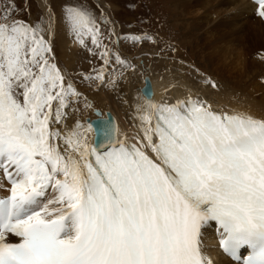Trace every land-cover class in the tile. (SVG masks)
I'll use <instances>...</instances> for the list:
<instances>
[{
	"label": "snow or ice",
	"instance_id": "1",
	"mask_svg": "<svg viewBox=\"0 0 264 264\" xmlns=\"http://www.w3.org/2000/svg\"><path fill=\"white\" fill-rule=\"evenodd\" d=\"M44 7L24 19L19 0H0V264H213V223L238 264H264V117L203 94L156 99L146 77L144 99L129 101L131 133L99 110L84 123L93 105L57 62L56 30L95 58L77 75L97 90L137 72L122 42L159 38L117 34L106 0Z\"/></svg>",
	"mask_w": 264,
	"mask_h": 264
},
{
	"label": "rangeland",
	"instance_id": "2",
	"mask_svg": "<svg viewBox=\"0 0 264 264\" xmlns=\"http://www.w3.org/2000/svg\"><path fill=\"white\" fill-rule=\"evenodd\" d=\"M48 2L51 8L58 12L65 0H48ZM84 2L94 3V0H84ZM19 3L22 9L21 18H29L28 13L23 11L25 7L29 9L32 18L44 13L41 5L38 7V0H19ZM106 4L105 11L115 22L117 34H140L149 31L159 38L156 44L131 45L122 42L118 46L127 59L133 61L138 68H141L137 65L140 60L145 61L148 67L154 66L153 69L158 71L164 67L166 60L170 59L173 64L174 62L180 64L179 61H182L205 77L218 80L219 83L223 82L222 84L227 81L229 83L228 76L238 80L251 79L259 89L257 94L264 98V77L260 75L264 70V25L263 31L259 28L255 30L245 18L241 20L242 26L236 23L230 25L231 23H227L225 19L228 20L234 12L220 15L213 9V3L207 5L199 3L190 7L191 4L185 5L178 0H106ZM220 22L228 25L221 26ZM105 31L107 32V28ZM192 32H200L202 35L194 45L186 38ZM52 42L59 66L75 77L80 90L89 98L88 103L93 102L94 107H101L102 101L95 96L102 88L97 90L95 84L82 82L77 75L88 73L96 64L95 58L62 27L56 30ZM225 43L232 44L234 52L226 53ZM162 48L166 51L161 55ZM208 56H214L211 63L208 61ZM89 61L92 63L90 64ZM123 83L118 86L121 87ZM118 86L110 88L118 90ZM238 93L237 90L233 94L238 96ZM91 109L82 110L81 113H85V117H88Z\"/></svg>",
	"mask_w": 264,
	"mask_h": 264
},
{
	"label": "bare ground",
	"instance_id": "3",
	"mask_svg": "<svg viewBox=\"0 0 264 264\" xmlns=\"http://www.w3.org/2000/svg\"><path fill=\"white\" fill-rule=\"evenodd\" d=\"M178 1L184 2L185 5L191 4L190 7L196 6L199 3H204L205 5L213 3L214 6V7L212 6L213 9L218 11L220 15H223L226 12H234L233 13L234 15L231 16L228 20L225 19L227 23H231L230 25L236 23V25L242 26L243 22L241 20L245 18L246 22L250 24V26L254 27L255 30L256 28H259L260 31H263L264 21H262L258 17L257 5L253 3L251 0H178ZM45 4L48 5V7H51L48 0H44V3L41 4V7L43 8L44 12H45V7H44ZM227 23L220 22L219 24L221 26L223 25L227 26L228 25ZM200 36H202L200 32H192L190 33V36L186 38H188L187 40L188 42L194 45L195 42L197 43L199 39H201ZM226 49H227L226 53L228 54L234 52L233 45L230 43L226 44ZM222 55L226 56L225 54ZM213 59L214 56H208V61L210 63L212 62ZM137 65L141 66V68H138L136 66L138 69L137 72L129 76L128 79L125 80L123 85H121V87L118 86V90H113V89L111 90L110 87H109L110 89L102 88L101 92L97 96H95L102 101V104H100L101 107H96V108L100 109L104 113V115H106L107 111H110L112 115H114L122 132L131 133L132 131L129 125V118L131 114L129 101L134 96H139L141 100L144 99L141 89H143L142 87H144V80L146 77H150L152 80L156 99H162L164 97L182 98L188 94H193V95L203 94L209 99L210 102L214 104V106L218 108L223 107L229 112L232 111L247 112L256 117H264V98L261 97V95L257 94L259 89L257 88L255 82L251 79L238 80L232 78L231 76H228V78L230 77L229 83L227 79H226L227 83L225 82L224 84H222L223 82L219 83L217 80V82L220 84L221 87L218 91H214L208 88L203 83V78L200 75H198L199 72L197 73L195 71H190V69H192L193 67L185 64L184 62L180 64H175L174 62L173 64V61H171L170 59L166 60L164 67L160 71L154 70L153 69L154 66L153 68L151 66L148 67L145 64V61L140 60V62H137ZM260 75L264 77V70L261 71ZM237 90L239 92L237 94L238 96H234L233 93L234 91ZM91 104L93 105V102ZM94 109L95 107L93 106L91 109L92 111L88 116L90 120L95 119L97 117ZM85 115H86L85 113L84 114L79 113L78 118L82 122L87 123L88 120H87V116L85 117ZM69 123L71 124L72 121H69ZM89 135L91 137L93 134L90 133ZM2 194L3 193H0V195ZM204 244L206 246L205 247L206 254L213 261V264H235L232 261L228 260L225 254L223 253V250L219 244V234L216 230V226L214 223L212 224V226L207 227L204 230Z\"/></svg>",
	"mask_w": 264,
	"mask_h": 264
},
{
	"label": "water",
	"instance_id": "4",
	"mask_svg": "<svg viewBox=\"0 0 264 264\" xmlns=\"http://www.w3.org/2000/svg\"><path fill=\"white\" fill-rule=\"evenodd\" d=\"M143 88V87H142ZM98 109H96L95 110V112L97 111ZM100 111V110H99ZM108 113H111L110 111H107V115H108ZM111 115H112V113H111ZM112 117H113V115H112ZM115 119V118H114Z\"/></svg>",
	"mask_w": 264,
	"mask_h": 264
}]
</instances>
